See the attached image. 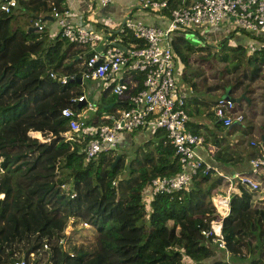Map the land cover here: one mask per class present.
<instances>
[{
  "label": "trees",
  "instance_id": "obj_1",
  "mask_svg": "<svg viewBox=\"0 0 264 264\" xmlns=\"http://www.w3.org/2000/svg\"><path fill=\"white\" fill-rule=\"evenodd\" d=\"M188 1L166 0L165 7L156 12L168 16L170 9ZM17 5L22 14L34 20L52 8H63L62 0H18ZM13 19V12L0 11V264H84L93 259L98 264H228L211 241L212 235L201 233L203 228L210 229L211 219L218 218L210 195L215 190L223 192L227 180L214 175L212 168L203 172L201 162L185 189L158 192L145 199L143 191H147L151 178L182 169L162 129H155L150 138L137 145L128 160L114 151L119 138L113 148L85 160L84 148L93 135L80 129L67 139L63 133L68 130L70 117L63 116L61 109L79 111L85 106H77L76 97L82 92L77 76L81 73L74 65L91 50L59 34L47 42L45 26L27 31L30 24L11 27ZM237 31L245 34L233 28L228 36ZM184 33L196 31L179 33L172 40L181 75L188 63L186 50H193ZM110 35L120 38L112 45L124 49L139 46L140 41L126 28ZM234 47L233 64L226 74L204 85L207 92L244 93L247 98L233 104V119L235 115L239 119L225 130L238 131L240 138L231 145L214 142L217 148L211 158L222 163L248 162L251 157L264 155L263 126L254 125L253 115L244 111L255 96L264 95V51L247 53L244 44ZM79 69L86 71L83 61ZM61 76H67L64 83L59 81ZM131 79L135 83L128 84L123 97L111 93L113 82L106 85L100 103L84 123H109L104 114L128 108L127 96L143 87V73L131 72ZM253 82H259L261 92L252 93ZM251 135L255 137L247 138ZM255 180L254 189L238 186L239 193L230 195L228 212L221 218L224 248L238 264L240 260L264 264V166ZM15 202L22 213L40 209L46 226L42 224L33 234L15 236L19 229L7 220ZM67 220L92 228L93 250L73 246L72 253L63 255L59 262L51 232ZM15 221L23 225L21 218ZM8 236L13 240L6 239Z\"/></svg>",
  "mask_w": 264,
  "mask_h": 264
},
{
  "label": "built area",
  "instance_id": "obj_2",
  "mask_svg": "<svg viewBox=\"0 0 264 264\" xmlns=\"http://www.w3.org/2000/svg\"><path fill=\"white\" fill-rule=\"evenodd\" d=\"M18 0H0V11L10 13L17 6ZM110 0H95V4L105 7ZM138 11L141 13H155L166 5V0H139ZM48 15L53 21L52 35L59 34L68 42L86 44L91 50L83 61L87 77L92 79L113 78L111 93L123 97L125 90L134 85L123 81L122 74L131 77V72L143 73L142 88L127 96L129 107L116 110L113 114H104L109 123L87 125L81 121L79 111L64 107L61 114L70 117L68 130L63 135L70 139L72 133L78 130L93 135V138L84 148L85 160L94 158L100 150L113 148L120 133H130L144 129L152 133L155 129H162L166 133L168 143L173 146L174 155L181 164L177 173L151 178L147 183V191H143L145 199H149L158 192L170 193L175 190L185 189L191 174L194 173L202 162L196 154L195 148L202 142V136L187 127L188 114L185 107V94L177 86V78L181 65L174 59L172 40L175 35L190 31H197L200 27H214L226 24L231 28H238L248 36L244 44L245 51H264V0H189L187 4H180L170 9L166 26H156L138 20L133 14H127L121 25L131 31L138 40L139 46L121 48L109 45L118 41L119 36L104 37L91 27L82 23H74L71 13L67 8L60 10L52 8ZM102 20L106 25L107 21ZM36 30H41L43 24L34 20ZM188 29V30H187ZM99 42V43H98ZM100 44V47L98 46ZM97 63V64H96ZM51 78L55 77L49 72ZM122 77V78H121ZM67 76H61L59 81L64 83ZM109 84V83H108ZM107 84V85H108ZM83 94L76 97V101H85ZM85 101L88 108L95 109V104ZM233 102L228 97L217 99L212 109V117L219 120L223 126H229L232 120H238L239 115L232 116ZM76 118H72V115ZM264 166V155L254 156L248 160V168L242 172L231 175H221L227 180V187L223 192L215 190L210 195V200L218 215L217 219L209 221L210 229H201L204 235H212L211 241L223 249V260L228 264H237L230 258L224 248L220 233L221 218L229 209V197L232 193H239L238 186L243 185L249 189L257 187L255 175ZM210 168L203 162L202 171ZM15 264H22L16 262Z\"/></svg>",
  "mask_w": 264,
  "mask_h": 264
},
{
  "label": "crops",
  "instance_id": "obj_3",
  "mask_svg": "<svg viewBox=\"0 0 264 264\" xmlns=\"http://www.w3.org/2000/svg\"><path fill=\"white\" fill-rule=\"evenodd\" d=\"M138 1L139 0H110L105 7H100L95 4V0H63L62 5L63 8H67L70 11L71 19L74 23H82L86 27H91V29H94L97 33L102 34L104 37H110L111 32L122 31V21L129 13L133 14L138 20L144 23L160 27L166 26L167 22L165 24L164 20L159 19L162 16H158L156 14L158 17H152L151 13L153 12L147 14L141 13V11L139 12ZM46 15L49 16L48 13L45 14V16ZM102 20H106L108 24L103 25ZM41 22L43 27L45 26L47 32L45 40L48 42L52 41L54 37L51 36V29L53 26L51 17L50 19L42 20ZM227 27L228 25L226 24H220L210 28L200 27L202 29H198L196 32L202 31L208 33L211 31L214 35H222L225 33ZM247 42L248 37L244 42H242V45ZM111 43L112 42H110L109 45H111ZM98 46L100 47V44ZM74 73H76V71ZM80 73L81 75L77 77L81 85L83 78L87 76L84 74L83 70H80ZM122 77L123 81L126 83L131 82V77L129 78V75L122 74ZM195 77L196 75L194 76L188 74L185 69L183 70L182 75L180 73L177 78V86L185 94V107L188 114V128L192 131L198 132L202 136V142L195 148L197 156L202 162L206 163L213 169L215 172L214 175H231L234 172H240L243 169L244 171L247 170L248 162L243 159L235 163H222L212 160V152L217 148V144H214L215 141H220L221 144L231 145L233 141L240 138V135L238 131L225 132V130H229V128L226 126L223 127L219 120H214L215 118L212 117V109L217 103V99H220L222 95L218 92H207L204 84L198 80L199 77ZM87 78L92 79L90 77ZM110 82H113V78L101 79L97 82L100 84V88L92 94V96H94V100H92V102L95 104V109L101 101V94L104 87ZM93 86L94 83L88 88V93H91ZM81 94H83L86 98V94L83 90ZM95 109H93V111ZM92 113L93 112H91V114ZM254 125L257 124L254 123ZM150 137L151 133L144 129H139L130 133L122 132L119 135L117 148L126 147L127 145H136ZM249 137L253 138L255 135H251ZM263 194L264 191H262L261 195ZM218 251H223V249H219ZM240 263L245 264V262L241 260Z\"/></svg>",
  "mask_w": 264,
  "mask_h": 264
},
{
  "label": "rangeland",
  "instance_id": "obj_4",
  "mask_svg": "<svg viewBox=\"0 0 264 264\" xmlns=\"http://www.w3.org/2000/svg\"><path fill=\"white\" fill-rule=\"evenodd\" d=\"M13 13L14 19L10 22L11 27L17 25L21 28H24L28 24L32 25L34 19H31L26 14H22L17 6L15 9H13ZM151 16L158 17L155 13H151ZM40 19L41 18H38V20ZM159 19L164 20L166 24L168 18L167 16H162ZM232 29L233 28L231 27H227L225 33L222 35H214L213 33H211V31H209L208 33L211 36L208 33L202 31L196 32L194 34L184 33L185 37L189 40L188 43L190 44L191 48H193V50H186L189 57L188 63L186 64V71L188 72V74L194 76L196 75L195 78L199 77L198 80L204 85L207 83H211L213 79H216L226 74V69L230 68L233 64L231 53L234 52V46L236 44H242V42L247 39V36L239 31L235 32L232 37H229L228 32ZM220 42H223L224 44H220ZM181 49H184V44L181 45ZM201 57L204 60H200ZM82 61L76 63L74 65V69L76 67V70H81L79 69V67L81 66ZM246 70L248 71V69ZM99 80L101 79L92 80L87 77L83 78V82L80 86L86 94V102L89 101V99L94 100V96H92V94L95 93V91H98V89L100 88V84L97 83ZM93 83V90L91 91V93H88V88ZM251 86L253 87V94H257V92L259 93L262 91V86L259 84V82L257 84L253 82L251 83ZM107 96L108 95H106L104 98L106 99ZM261 96L262 95L255 96L254 101H251V105L244 107V111L246 115H253V123L261 125L264 128V95L262 97ZM91 112H93L92 108H88L86 106L82 107L79 111L81 121L86 122ZM30 134L41 138L38 134L34 132ZM247 138H249V136H247ZM139 144L127 145L126 147H115L114 151L116 153H121L124 156L125 160H128L133 157V150ZM15 207L16 208H14L13 210H10L7 218L8 222L11 221V224L16 223V226L19 229V231H15V236L22 235L24 232L33 234L39 231V227L42 224L46 226L45 216L43 215V212L40 209L37 211L28 210L27 212H23L25 213V215L21 216V214L23 213L20 212L19 209H17V202H15ZM16 218H21L23 220V225L17 223L15 221ZM56 233L58 234V236H55ZM92 233V228L88 227L86 224L80 221L75 223H71V220L62 222V224L59 225V228H57V230L54 229L51 232V236L54 235L55 243H53V245L55 246V250L59 253L57 260L61 262L63 260V255L72 253L73 249L71 247L73 246L79 247L81 245L84 248L93 250ZM6 239L11 241L13 240L10 236H8V238ZM43 248H45V246H43ZM63 263H66V261H63ZM84 264H98V262L97 260L93 259L92 261H89L88 263Z\"/></svg>",
  "mask_w": 264,
  "mask_h": 264
},
{
  "label": "water",
  "instance_id": "obj_5",
  "mask_svg": "<svg viewBox=\"0 0 264 264\" xmlns=\"http://www.w3.org/2000/svg\"><path fill=\"white\" fill-rule=\"evenodd\" d=\"M48 19H50V17L46 15V16L42 17L40 20H48ZM30 30H36V26H30V27H28L27 28V31H30ZM226 97H228V99L231 102H233V104H238L242 99H247L244 93H240L239 95H228L227 93L222 94V98H226ZM89 101H91V99H89ZM84 102L85 101H79V102H77V106L78 105H81V104H84ZM235 123H237V121L236 120H233L232 121V124H235ZM229 127L230 126H228V128Z\"/></svg>",
  "mask_w": 264,
  "mask_h": 264
},
{
  "label": "clouds",
  "instance_id": "obj_6",
  "mask_svg": "<svg viewBox=\"0 0 264 264\" xmlns=\"http://www.w3.org/2000/svg\"><path fill=\"white\" fill-rule=\"evenodd\" d=\"M17 6H18V5H17ZM15 8H16V7H15ZM15 8H14V9H15ZM12 12H13V11H12ZM10 13H11V12H10ZM37 19H38V18H36L35 20H37ZM33 23H34V21H33ZM31 26H35V25L32 24ZM187 124H188V121H187ZM187 124H186V125H187ZM187 127H188V125H187ZM189 129H190V128H189ZM190 130H191V129H190ZM195 132H196V131H195ZM197 133H198V132H197ZM151 135H152V133H151ZM240 172H242V171H240Z\"/></svg>",
  "mask_w": 264,
  "mask_h": 264
}]
</instances>
